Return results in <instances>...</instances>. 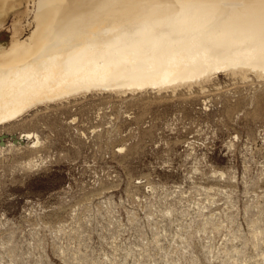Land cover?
<instances>
[{
    "label": "rangeland",
    "instance_id": "374dc122",
    "mask_svg": "<svg viewBox=\"0 0 264 264\" xmlns=\"http://www.w3.org/2000/svg\"><path fill=\"white\" fill-rule=\"evenodd\" d=\"M254 77L87 94L0 128V264H264Z\"/></svg>",
    "mask_w": 264,
    "mask_h": 264
},
{
    "label": "bare ground",
    "instance_id": "6f19581e",
    "mask_svg": "<svg viewBox=\"0 0 264 264\" xmlns=\"http://www.w3.org/2000/svg\"><path fill=\"white\" fill-rule=\"evenodd\" d=\"M0 38V128L87 94L264 78V0H0Z\"/></svg>",
    "mask_w": 264,
    "mask_h": 264
}]
</instances>
